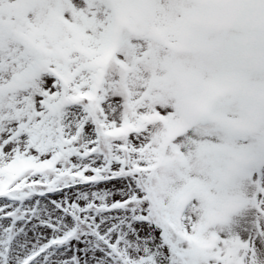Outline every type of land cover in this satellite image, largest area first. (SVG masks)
<instances>
[{
  "label": "snow or ice",
  "instance_id": "1",
  "mask_svg": "<svg viewBox=\"0 0 264 264\" xmlns=\"http://www.w3.org/2000/svg\"><path fill=\"white\" fill-rule=\"evenodd\" d=\"M0 264H264V0H0Z\"/></svg>",
  "mask_w": 264,
  "mask_h": 264
}]
</instances>
